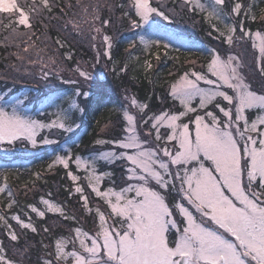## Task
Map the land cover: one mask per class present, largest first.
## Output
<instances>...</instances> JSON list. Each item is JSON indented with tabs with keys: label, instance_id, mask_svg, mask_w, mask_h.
<instances>
[{
	"label": "snow or ice",
	"instance_id": "snow-or-ice-1",
	"mask_svg": "<svg viewBox=\"0 0 264 264\" xmlns=\"http://www.w3.org/2000/svg\"><path fill=\"white\" fill-rule=\"evenodd\" d=\"M179 4L182 11L203 15L206 23L216 21L208 35L217 33L213 39L227 47L210 48L201 71L186 70L168 84L171 109L153 112L149 102L125 94L117 120L100 130L107 138L94 139V152L85 156L63 148L65 154L56 155L48 168L62 166L74 183L79 176L72 165L86 174L91 192L103 202L93 208L84 188L74 189L81 194L92 229H86L79 217L68 215L63 206L41 197L39 204L27 206V221L17 214H0V237H7V241L0 239V264H17L7 255V247H15L20 239L10 221L38 233L33 213L40 220L52 213L72 222L67 234L41 241L45 257L38 258V264H264V90L252 87L243 60L233 52L250 42L259 53L257 66L264 77V32L247 29L243 19L233 20L255 21L256 4L243 0H179ZM53 7L50 0H29L26 6L19 0H0V23L13 34L31 39L33 19L51 13ZM121 7L133 34L124 51L131 56L130 49L139 46L151 54V49L162 46L167 55L170 45L162 44V38L179 39L168 32L176 22L174 9L170 13L163 0H127ZM99 9V4L91 5V11L84 8V18L68 20L64 30L83 35L82 24L87 23L94 63L106 59L118 76L126 73V65L116 67L115 38L106 31L111 20L102 19ZM260 12L264 20V8ZM21 26L27 31L22 32ZM22 43L23 52L31 48L36 59L13 53L21 62L13 68L19 72L26 59L32 65L39 63L38 77L31 69L24 72L34 88L53 80L69 87L43 95L38 105L29 95L0 94V150L9 153L18 145L32 150L59 146L51 138L55 135H64L67 143L80 127L77 117L86 116L103 99L105 87L80 62L74 67L59 65L54 57L45 60L40 54L44 50H37L34 43ZM56 44L64 47L59 39ZM71 58L70 54L63 57ZM144 68L151 69V62L145 60ZM65 69L69 76L61 74ZM117 162L123 169L120 185L112 172L98 173L102 163ZM105 177L110 186L102 189L99 182ZM5 190L0 187V193ZM7 194L13 196L11 190ZM14 203L10 200L6 207ZM43 232L51 229L45 226Z\"/></svg>",
	"mask_w": 264,
	"mask_h": 264
},
{
	"label": "trees",
	"instance_id": "trees-1",
	"mask_svg": "<svg viewBox=\"0 0 264 264\" xmlns=\"http://www.w3.org/2000/svg\"><path fill=\"white\" fill-rule=\"evenodd\" d=\"M19 2L26 6L29 0H19ZM243 2L256 4L253 10L256 16L255 21L246 17L233 18V20L243 19L245 27L253 32L264 31V20L260 19V9L264 8V0H243ZM50 3L54 5L51 13L45 12L42 17L33 19L35 35H32L31 39L26 35L13 34L10 29H5L0 23V94L13 97L29 95L33 100V105H35L43 98V95L51 94L52 91L58 92L61 88H68L67 85L61 86L58 80L53 81V89L34 88L33 80L24 74L26 69H31L29 63L24 61L23 67L17 72L13 65L20 66L21 62L16 59L13 53L19 52L30 59H36V52L31 48L28 53L23 52L25 45L22 41H27L28 44L34 43L37 50L43 49L44 51L40 54L45 59L48 58L49 54L58 57L60 65L73 67L77 62L90 64L93 60V52L89 49L90 44L88 45L87 41L80 35H76L74 31H65L64 27L68 20H77L79 14L84 13V8L91 11L93 4L100 5L99 14L102 19L111 20L110 27L106 31L115 38L113 59L117 68L126 65V73H120L116 76L112 72L113 65L111 62H107L105 59L101 63L104 66L107 63L108 84L106 82V85L111 92L103 90V99L99 103L93 104L86 116L77 117L76 122L80 127L75 134H70L71 139H68L67 143H65L64 135H55L51 138L57 139L59 146H44L30 151L25 149L23 145H18L10 153L0 150V187L6 189L5 192L0 193V214L7 217L17 214L25 221H27L25 215L28 211L27 206L39 204L41 197L57 200L58 204L65 208L67 214H76L77 217L82 215L80 196L73 192V183L68 179L66 170L62 166H56L53 169L48 168L56 155L65 154L62 144L65 145V148H70L73 154H86L88 150L95 149L94 139L104 135L100 131L102 127L105 124L111 125L120 115L119 108L123 103L124 93L135 95L141 102H149L153 112L171 109L173 102L167 95L168 84L175 81L186 70L201 71V66L207 61L210 48L227 47L220 40L213 39L217 33L213 32L211 36L208 35L211 31L210 24L217 23L216 21L206 23L203 15L194 16L187 13L186 10L182 11L179 0H163L170 13L174 9L176 21L168 26V32L179 37L175 40L163 39L161 41L162 44L168 43L170 45L168 54L165 55V49L162 46L151 49V54L143 52L137 46V48L130 49L131 56L124 51L128 47V41L133 36L132 32L128 31V21L122 18L124 9L121 5L126 4L127 0H80V6L77 5V0H50ZM233 20L229 22L231 23ZM68 27L71 28L70 25ZM218 27L222 28V25L218 24ZM237 28H239L238 24ZM21 31L27 30H23L21 26ZM57 39L61 41L64 47L56 44ZM239 48L242 52L243 61L248 65V69L253 72L254 68L249 66L253 51L250 42L241 45ZM49 49L50 51L47 52ZM65 54H70L71 60H64ZM157 55L160 57L159 60L156 59ZM145 60L151 62V69L146 70L144 68ZM190 61H196V64L193 65ZM32 71L34 74L36 73L34 70ZM157 97L162 98L164 103H161ZM33 105L29 107H33ZM32 114L35 115L36 113L33 112ZM104 136L106 137V135ZM54 149L55 151H53ZM99 167H103V171L112 172L113 178L117 180L116 176L120 172L117 165L111 167L100 165ZM72 170L75 172L73 165ZM4 176H7L6 181ZM106 184H110V181H107ZM70 189L71 191H69ZM8 190L13 193L11 198L7 194ZM13 199L15 203L11 208H7L10 200ZM31 215L33 223L38 227V233L20 229L15 221H10L20 234L19 240L21 241L15 247L8 246L7 254L20 253L29 248L30 252L33 253V258H35L43 249L42 240L44 243H48L50 239L57 236V233L64 230L62 227L60 229L57 227L58 224H63L59 217H45L44 220H38L34 213ZM66 223L72 224L71 221H66ZM45 226L51 229L50 233L43 232ZM2 230L3 228L0 226V231ZM0 239L7 241L6 236L0 237Z\"/></svg>",
	"mask_w": 264,
	"mask_h": 264
},
{
	"label": "rangeland",
	"instance_id": "rangeland-1",
	"mask_svg": "<svg viewBox=\"0 0 264 264\" xmlns=\"http://www.w3.org/2000/svg\"><path fill=\"white\" fill-rule=\"evenodd\" d=\"M105 6H107L106 4H105ZM99 13H100V11H99ZM84 13H82V14H79V17H78V19L77 20H82L83 18H84ZM100 15V14H99ZM76 19V18H75ZM82 31H83V35H80L82 38H84L86 41H87V43H88V45L90 44V48H89V46H87V48H89V49H91V51L93 52V60H92V62L90 63V64H85V63H80V65H81V67H85L88 71H90L92 74H93V76H94V78H95V80L96 81H98L99 83H101V84H103L105 87H104V89L103 90H107V91H110L111 92V90L108 88V86L106 85V82H107V74H108V72H107V67H105L104 65H101V63L100 64H95L94 63V57H95V55H96V53H95V51L91 48V41H90V39L88 38L89 37V35H90V31H89V26H88V24L87 23H84V24H82ZM262 32H264V31H262ZM175 40V39H169L167 36H164L163 38H162V40ZM98 45H99V43H100V41H97L96 42ZM240 48L239 47H237V48H234L233 49V52L235 53V54H238L239 56H240V58L243 60V57H242V52L239 50ZM253 51H252V56H251V58H250V62H249V66L250 67H252V68H254V71L252 72L250 69H248V65L246 64V62L245 61H243L244 62V65H245V67H244V72L246 73V75H247V78H248V80L250 81V83H251V85H252V87L257 91V92H260V91H262V90H264V77H262L261 75H260V68L257 66V60H256V58L259 56V53H258V51L257 50H254V49H252ZM50 51V49L47 51V52H49ZM51 52H53V51H51ZM49 56H51L50 54H49ZM48 56V57H49ZM51 57H54L55 59H56V61H57V64H59L58 62H59V60H58V57H56V56H51ZM45 60H47V58L45 59ZM25 61H27L28 62V60L26 59ZM30 65V68L32 69V70H34L36 73H35V75L38 77L39 76V72H40V65H39V63H37V64H35V65H32V64H29ZM60 65V64H59ZM76 65V64H75ZM74 67V66H73ZM62 75H64V76H69L70 75V73L67 71V69H65V71L64 72H62L61 73ZM54 81V80H53ZM52 81V83H50V84H48V85H41L40 87H42L43 88V90H47V88H49V89H53L52 88V84H54V82ZM107 84H108V82H107ZM125 94H128V95H131L130 93H124L123 94V97H124V95ZM8 96V95H7ZM9 97H13V96H9ZM14 97H20V96H14ZM21 98H22V96H21ZM39 102V101H38ZM38 102L35 104V105H38ZM178 106V105H177ZM158 112V111H157ZM77 123V122H76ZM110 125V124H109ZM103 128V127H102ZM104 134V133H103ZM105 135V134H104ZM104 135H102L101 136V138H106ZM63 148H65V145H63L62 144V149ZM30 151H31V148H28ZM18 150V149H17ZM95 151V149H92V150H88V153H86V154H83V155H85V156H87L88 154H90V153H92V152H94ZM22 153H23V151H21ZM28 153V152H27ZM101 165H103V166H105V167H111L112 165H107V164H101ZM115 165H117L118 167H119V170H120V172H118V176H116V178H117V180L115 179V181H116V184L117 185H120V183H121V179H120V177H121V172L123 171V169H122V167L120 166V163L119 162H117V164H115ZM74 166V165H73ZM74 169H75V166H74ZM104 172H110V171H103V167L101 168V167H99L98 166V173H100V174H103ZM75 175H78L79 176V180L78 181H76L75 183L72 181V183H73V188H72V190H73V192L75 193V194H77V195H81L80 193H76L75 191H74V189H75V187H77V186H81V187H83L84 188V195H86V196H88L89 197V201H90V204H91V206L93 207V208H95V207H97L98 205L99 206H103V202L102 201H100V200H98V198L95 196V194L94 193H92L91 192V189L88 187V179H86V174L84 173V172H76V170H75V172H73ZM113 177H114V175H113ZM112 177V178H113ZM114 179V178H113ZM107 181H110L109 180V178H107V177H105V179L103 180V181H101V182H99V186L102 188V189H106L107 187H109L110 186V184H106V182ZM45 199H49V198H46V197H44ZM49 200H51L53 203H56V204H58V202H57V200H53V199H49ZM80 202H82L81 200H80ZM59 205V204H58ZM81 205V204H80ZM40 207L41 208H44V206L43 205H40ZM81 207H82V210H81V213H82V215L80 214V216H79V218H80V222L83 224V226L86 228V229H88V230H91L92 229V220H91V218L90 217H86V215L84 214V209H83V206L81 205ZM67 213V212H66ZM68 215H75L76 216V214H71V213H69ZM47 218H55V217H59V216H57V215H54V214H52V213H48L47 214V216H46ZM37 218V217H36ZM59 218H61V217H59ZM38 220H40L39 218H37ZM46 219V218H45ZM62 219V218H61ZM63 224H58V226L57 227H59L58 229H60V227H62L64 230H63V232H61V233H64V234H67L68 233V230H69V228H70V226H71V224L70 223H66V221H64L63 219H62V221H61ZM77 226H79V225H77ZM61 233H57L56 235L58 236L59 234H61ZM20 241L21 240H19V243H20ZM46 243V242H45ZM27 249V248H26ZM26 249L25 250H23L22 252H20V253H8L7 255L11 258V259H13L14 261H16L17 262V264H38V258H40V260H42L44 257H45V253H44V249H42L41 250V252H39L37 255V257H35V258H33V253H31L30 252V250H29V248L27 249V251H26Z\"/></svg>",
	"mask_w": 264,
	"mask_h": 264
}]
</instances>
